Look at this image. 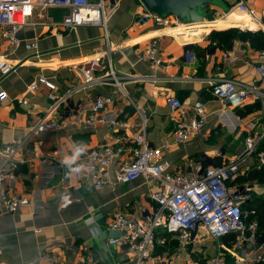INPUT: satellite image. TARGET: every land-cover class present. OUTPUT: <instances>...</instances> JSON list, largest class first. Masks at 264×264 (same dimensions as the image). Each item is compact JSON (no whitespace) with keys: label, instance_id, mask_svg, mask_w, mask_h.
Segmentation results:
<instances>
[{"label":"crops","instance_id":"1","mask_svg":"<svg viewBox=\"0 0 264 264\" xmlns=\"http://www.w3.org/2000/svg\"><path fill=\"white\" fill-rule=\"evenodd\" d=\"M113 1L118 7L106 29H63L58 11L36 8L17 34L20 45L7 54L14 70L0 75V144L26 141L22 154L28 162L18 167L8 193L28 198L29 206L0 218V264H42L41 254L49 251L59 252L62 264H127L135 260L124 247L108 243L113 235L108 225L118 212L130 211L140 216L151 211L154 205L148 192L157 183L138 177L125 185L106 184L94 189L77 168L76 153L80 145L100 142L129 146L142 117L146 119V139L156 147L168 145L166 160L172 170L203 169L239 157L240 170L227 182L229 189L247 196L244 209L264 203V182L247 179L250 171L263 164L256 155L242 156L243 139L250 124L256 123L255 131H259L264 123L261 105L251 98L242 107L233 108L214 99L209 86V82L219 79L250 83L255 77L256 48L238 39L224 47L210 33L233 27L264 33V22L260 20L264 16V0H243L256 11L255 21L248 18L245 7L235 6L239 0H224L228 9L210 7L215 10L213 20L205 18L202 23L224 21L230 15L236 22L222 27L199 23L200 31L190 27L194 23L161 30L144 17L148 12L139 0ZM151 41H157L159 56L167 67L154 68L149 61L140 59V51ZM29 42L37 43L38 56L25 49ZM231 48L234 59L226 63L223 55ZM0 53H7L6 44L1 41ZM96 58H100L104 69L110 60L117 77L131 75L123 81L124 93L113 94V104L101 112L106 123L70 125L58 131L29 134V127L49 104L45 85L39 84L33 92L27 90L39 76L53 82L57 94L71 91L62 109L65 117L79 104L112 94L108 85L79 88L81 70ZM168 95H176L187 106L198 100L205 103L206 123L185 144L173 142L176 114L165 102ZM19 97L26 98L27 104H16ZM117 121H127L128 126L120 128L114 124ZM129 156L125 152L122 159ZM122 159L113 161L111 174ZM87 218L93 222L86 223ZM198 229L204 234L203 228ZM231 238L230 235L215 242L197 231L182 244L172 235L167 244L155 248L152 259L145 264H203L204 257L224 252ZM206 241L208 245H204Z\"/></svg>","mask_w":264,"mask_h":264},{"label":"built area","instance_id":"2","mask_svg":"<svg viewBox=\"0 0 264 264\" xmlns=\"http://www.w3.org/2000/svg\"><path fill=\"white\" fill-rule=\"evenodd\" d=\"M235 6L245 7L250 20H257L256 11L239 0ZM113 0H0V41L6 44L7 53H0V75L6 76L14 70L7 54L21 43L17 36L20 29L28 24V19L36 8L54 9L60 13L59 25L63 29L79 26H101L106 29L110 16L117 10ZM264 8V7H263ZM161 30L182 25L175 17H160L147 13L144 16ZM264 22V16L261 19ZM259 21V20H258ZM48 24H52L48 21ZM264 30V27H263ZM25 49L38 56L36 42L25 43ZM231 48L223 55L226 63H232L234 56ZM142 60L152 63L154 68H165L159 56L157 41L148 43L139 53ZM110 60L107 69L94 59L81 70L83 80L79 88L92 85H108L112 94L96 96L87 103L79 104L71 115L64 116L62 109L68 101L71 91L57 94L53 82L39 76L27 86L29 92L36 91L39 84L48 88L47 109L29 127V134L42 131H58L70 125H90L106 123L101 113L114 102L113 94H123L122 84L126 77H117L111 70ZM255 77L250 83H237L232 79H219L209 82L212 97L231 107H242L254 98L264 113V49L256 51L254 61ZM18 105H26L27 99L19 97ZM165 102L176 114L173 142L185 144L192 136L201 132L208 118L205 103L198 100L188 105L176 95H168ZM120 128L128 126L127 121L114 122ZM258 125V124H257ZM256 123L250 124L244 135L242 156L256 155L264 164V151L260 145L264 140V123L255 131ZM26 141H11L0 144V218L3 214H13L18 209L28 207L29 200L24 196L9 194L8 189L16 178V171L28 159L22 154ZM83 146L77 155L76 166L84 179L91 182L94 189L106 184L125 185L138 177L147 182L155 181L157 186L148 192L153 209L138 216L134 212L123 211L114 215L108 225L113 235L108 243L124 247L131 252L135 260L127 264H145L152 259L155 248L167 244L172 235L180 243L189 241L191 234L203 228L204 234L212 239L222 240L232 236L225 245L224 252L204 257L203 264H264V233L258 230V219L254 209H244L242 204L247 196L229 189L227 182L240 170L239 157L229 159L224 164L210 165L189 171L172 170L166 160V143L156 147L146 139V119L142 117L136 133L131 137L129 146H113L100 142L94 146ZM129 152L128 158H123ZM120 161L113 174L110 166L114 160ZM86 223L93 222L87 218ZM40 229L36 230L37 232ZM88 247H84L87 251ZM42 264H62L61 254L57 251L43 252ZM165 263V262H164Z\"/></svg>","mask_w":264,"mask_h":264},{"label":"water","instance_id":"3","mask_svg":"<svg viewBox=\"0 0 264 264\" xmlns=\"http://www.w3.org/2000/svg\"><path fill=\"white\" fill-rule=\"evenodd\" d=\"M145 10L160 17L172 16L182 24L200 23L212 6L226 11L224 0H139Z\"/></svg>","mask_w":264,"mask_h":264},{"label":"trees","instance_id":"4","mask_svg":"<svg viewBox=\"0 0 264 264\" xmlns=\"http://www.w3.org/2000/svg\"><path fill=\"white\" fill-rule=\"evenodd\" d=\"M212 39H216L217 43L226 47L232 40L238 39L242 41H247L250 45L257 50L264 49V33L260 31H241L237 27L228 28L225 30H214L210 33ZM260 149L264 151V140L260 145ZM249 180H258L264 182V164L258 168L250 171L247 175ZM257 215L258 219V230L264 233V203H260L256 207H252Z\"/></svg>","mask_w":264,"mask_h":264},{"label":"bare ground","instance_id":"5","mask_svg":"<svg viewBox=\"0 0 264 264\" xmlns=\"http://www.w3.org/2000/svg\"><path fill=\"white\" fill-rule=\"evenodd\" d=\"M236 21H234L232 18H231V15L230 16H228L227 17V19L226 20H224V21H222V19L220 20H218V21H216V22H213V23H202V24H204V25H206V26H209V25H211V26H215V27H222V26H226V25H231L232 23H235ZM198 24L199 23H194L192 26H190V27H193L194 28V30L196 29V31H200L199 29H200V27H198ZM182 25H187V24H182ZM204 25H202V26H204ZM193 30V31H194Z\"/></svg>","mask_w":264,"mask_h":264},{"label":"rangeland","instance_id":"6","mask_svg":"<svg viewBox=\"0 0 264 264\" xmlns=\"http://www.w3.org/2000/svg\"><path fill=\"white\" fill-rule=\"evenodd\" d=\"M210 11V12H209ZM208 11V15L206 16V19H208V20H213V15H214V9H211L210 8V10ZM200 23H202V22H200ZM204 23V22H203ZM198 233L201 235V237H205L206 235L205 234H203L202 233V231H200L199 229H198ZM207 237V236H206ZM211 240H213V241H218L217 239H212V238H210ZM202 240H204V239H202ZM211 240H209V241H211ZM196 243H194V245H195ZM209 244V242L208 241H206L205 243H204V245H208ZM201 244H199V246H200ZM206 251H208V249H206ZM205 254V253H204ZM178 256H180L179 255V252H178Z\"/></svg>","mask_w":264,"mask_h":264},{"label":"clouds","instance_id":"7","mask_svg":"<svg viewBox=\"0 0 264 264\" xmlns=\"http://www.w3.org/2000/svg\"><path fill=\"white\" fill-rule=\"evenodd\" d=\"M81 151H83V146H78V147H77V153H76V155H79V153H80ZM74 159H75V157H73V160H74ZM64 163H69V161H68V160H65ZM77 170H78V169H77Z\"/></svg>","mask_w":264,"mask_h":264}]
</instances>
